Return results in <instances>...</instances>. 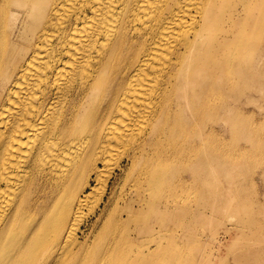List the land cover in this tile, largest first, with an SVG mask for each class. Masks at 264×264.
Instances as JSON below:
<instances>
[{
  "label": "bare ground",
  "instance_id": "obj_1",
  "mask_svg": "<svg viewBox=\"0 0 264 264\" xmlns=\"http://www.w3.org/2000/svg\"><path fill=\"white\" fill-rule=\"evenodd\" d=\"M260 102L264 0H0V264H121L137 243L124 228L147 223L173 240H138L164 255L127 264H213L200 232L233 216L228 252L259 264L248 173L264 145L238 143L263 136ZM116 167L131 187L112 190L101 232L117 234L95 258L84 211Z\"/></svg>",
  "mask_w": 264,
  "mask_h": 264
},
{
  "label": "rangeland",
  "instance_id": "obj_2",
  "mask_svg": "<svg viewBox=\"0 0 264 264\" xmlns=\"http://www.w3.org/2000/svg\"><path fill=\"white\" fill-rule=\"evenodd\" d=\"M247 112L250 115L253 114L255 120L261 121V122L264 121V110L263 109L261 110V108H257L254 105L250 104V105H248ZM238 144L241 145L244 143L239 142ZM126 160H127V156L121 158L120 159L121 165H124ZM117 168L118 167H116V175L112 178L111 181H109V187H108L107 195H104V197L102 198V201L100 202V205H101L100 209L99 210L97 209L98 211L95 213L92 210H91L92 212H90L89 208H88L89 211H87V209H85V211H84V214H86V217L84 216V221L81 225V232H80L79 236H80L81 242H84V245L88 244L90 246L93 245V243L89 244V242L92 240L93 237L97 236V242L94 244L95 249H93V251L95 253H97L95 255V258L99 257V255H101L103 253L104 245H105V247H107V244L109 243L110 235H112V237H113L114 235L116 236V234H117V230L115 232V226H116L115 223L111 224V225H113L111 229H106L109 231V233H108L109 238L103 237V234L101 232L102 229L104 228V226H102L103 222H104V216L102 215V212L105 209V204H108L110 201L109 197H110L112 190L116 187V195L118 196L119 194L128 193L127 191H129L130 187H131V184L128 181L122 179L123 175L119 170L120 168H118V169ZM262 171H263L262 169L257 170L256 173L252 176L251 183H250V189L253 193V197H250V198H252L254 202H261L262 204H264V184H263L262 178L260 177V173ZM94 184L95 183H93V185ZM89 212L92 214H89ZM105 213L107 215L108 211H106ZM232 215H234V214H232ZM233 217H234L233 218L234 221L225 222L226 224L223 223V225L220 226V229H218L217 232L213 229H206V230L202 229V231L200 232L201 234H203L201 237L202 241L205 244H208V248L213 249V247H214V249H215V250L213 249V251L211 252L212 253L211 257H214V259H212L213 264H216V263L217 264H236L234 262L235 255L232 254L231 252L230 253L228 252V246L231 243V241L234 238L240 237V235H241L240 234L241 231L238 230L240 228H238L237 224H236L238 222L235 221L236 220L235 216H233ZM144 220L148 221V222L150 221L148 218L144 219ZM191 225H192V222L189 221L188 219H185L184 222L182 223V227L179 230H175V233H179V235L182 236L186 232L185 229H187ZM167 226L170 228L171 223L170 222L167 223ZM140 227L143 231L139 234L135 232V229L137 228L135 226H132L130 228V230H128L129 227L124 228L127 233L129 231V234L131 236L132 241H134V243L136 241L137 243H135L131 247V250L129 249L127 251V253L125 254V259L121 264H125V263L127 264L128 261H131V260H133V261L138 260L139 257H141L145 260H148L151 257L155 262H156V260H155L156 257L158 260L163 257L164 253L163 254H156V253L151 254V253L143 251L142 249H138L140 247V246H138V240L150 241V242H152V245H155V242L157 240V241L162 242L163 245H166L167 247L169 246L168 244L170 242H172V240H173V236L170 233L160 236V234H159V229H160L159 227L160 226L158 227V230L156 232H150L149 231L150 226L148 223L144 224V225H140ZM125 230L123 231V235L125 233ZM212 231L213 232L215 231L214 232L215 234L211 233ZM259 233H260L259 238L264 239V224L263 223H261L259 225ZM213 237H216V240ZM248 241L249 240L238 243L239 247H241V248L243 246H244V248L247 247L248 244L251 242L250 241L248 243ZM174 242L180 244L181 240H180V238H175ZM261 248L263 249V251L259 254V257H261V259H259V264H264V244H262ZM259 251H261V250L259 249ZM183 256H184V254H183Z\"/></svg>",
  "mask_w": 264,
  "mask_h": 264
},
{
  "label": "crops",
  "instance_id": "obj_3",
  "mask_svg": "<svg viewBox=\"0 0 264 264\" xmlns=\"http://www.w3.org/2000/svg\"><path fill=\"white\" fill-rule=\"evenodd\" d=\"M255 107L261 108V110H262L264 108V103L260 102L259 105L258 106H255ZM247 109H248V107H247ZM248 115H250V114H248ZM250 116H252L253 124L259 127V125L262 122L255 120L253 114H251ZM260 127L263 128V136L262 137L255 139V141H254L255 143L254 144H251V143L245 144L244 142H243L244 144H241L242 147L251 150L252 153H254V151H253L254 145H264V126L261 125ZM260 169L263 170L260 173V177L262 178V181H263V184H264V150L257 151L256 152V156L253 159H251V165H250V169H249V173L248 174L254 175L256 173V171L257 170H260Z\"/></svg>",
  "mask_w": 264,
  "mask_h": 264
}]
</instances>
